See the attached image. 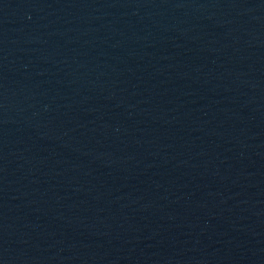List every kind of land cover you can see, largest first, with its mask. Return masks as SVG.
I'll use <instances>...</instances> for the list:
<instances>
[{
	"label": "water",
	"instance_id": "95a60500",
	"mask_svg": "<svg viewBox=\"0 0 264 264\" xmlns=\"http://www.w3.org/2000/svg\"><path fill=\"white\" fill-rule=\"evenodd\" d=\"M0 264H264V0H0Z\"/></svg>",
	"mask_w": 264,
	"mask_h": 264
}]
</instances>
